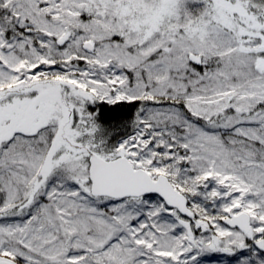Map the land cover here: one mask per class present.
<instances>
[{
  "label": "snow or ice",
  "instance_id": "obj_1",
  "mask_svg": "<svg viewBox=\"0 0 264 264\" xmlns=\"http://www.w3.org/2000/svg\"><path fill=\"white\" fill-rule=\"evenodd\" d=\"M0 264H264V0H0Z\"/></svg>",
  "mask_w": 264,
  "mask_h": 264
},
{
  "label": "trees",
  "instance_id": "obj_2",
  "mask_svg": "<svg viewBox=\"0 0 264 264\" xmlns=\"http://www.w3.org/2000/svg\"><path fill=\"white\" fill-rule=\"evenodd\" d=\"M121 112L125 113V114H128L132 111L131 108L127 107V106H123L119 109Z\"/></svg>",
  "mask_w": 264,
  "mask_h": 264
}]
</instances>
